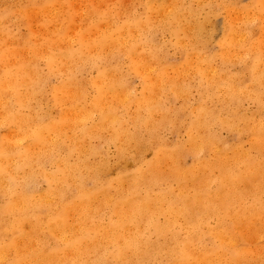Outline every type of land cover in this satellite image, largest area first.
Listing matches in <instances>:
<instances>
[{"label":"bare ground","instance_id":"bare-ground-1","mask_svg":"<svg viewBox=\"0 0 264 264\" xmlns=\"http://www.w3.org/2000/svg\"><path fill=\"white\" fill-rule=\"evenodd\" d=\"M124 2L0 0V264H264V48L240 75L200 51L219 25L217 56L244 47L253 36L237 25L264 20L250 11L264 0ZM158 33L196 56L200 99L224 92L227 116L207 102L191 112L188 168L156 133L163 94L189 92L186 72L159 67ZM237 121L248 147L225 148L211 125Z\"/></svg>","mask_w":264,"mask_h":264},{"label":"rangeland","instance_id":"rangeland-1","mask_svg":"<svg viewBox=\"0 0 264 264\" xmlns=\"http://www.w3.org/2000/svg\"><path fill=\"white\" fill-rule=\"evenodd\" d=\"M124 1H126V3L128 4V2H133L135 0H120V4L123 5V3H125ZM166 1H169V0H166ZM221 1L222 0H216V3H221ZM252 2L253 0H240L241 6L245 7V9H247L248 5ZM127 4H124V5H127ZM137 7H139L140 10L142 9L141 5H137ZM259 9H261L260 11L264 13V2L263 3L259 2L258 6L256 8H250V11H253V10L258 11ZM226 14H227L226 11H222V9H220L219 14L216 16L218 25L222 24ZM255 22L256 23L250 25L249 27H243V26L237 25L238 29H240L242 32L244 31V34L247 38L249 36L248 34V31H249L252 34L253 39L245 40L244 42L245 46L244 47L239 46V50L238 49L234 50L235 52H232V53H235V54L231 55L230 58H225L223 60L221 56L216 55L217 53L221 51V48L219 45V43L223 39V28L221 25L218 26L217 30H215L213 40L210 43H208V45L205 48L203 47L200 48L202 55L205 57L207 56L212 57V63H214L213 67H215L218 70L226 71L234 75H240L242 73L247 72V67L250 65L252 57L258 54L257 48L258 47L264 48L263 46L264 44V28H263L264 20L257 17ZM19 29L24 33L27 31V28L25 25L19 27ZM245 32H247V34ZM157 37L159 39L160 46L162 47V49L165 50L164 53L162 54L163 55L166 54V56L160 61L159 67L161 68L166 67L168 72H170L168 73L169 76H175L177 72H180V73L186 72V74L183 77L180 76L179 79L180 81L183 82L184 85L187 86V89L189 90V92L186 94H180L176 96H173V94L170 92H165L163 94L162 99L164 101V104H163L164 110L158 113H155V120L158 124L156 133L159 134L160 138L166 141L167 148L174 150V151L181 149L182 155L179 156V161L182 164L183 168H188L191 165H193V159H194L192 157V153L189 148L190 146L187 143L188 131L186 128L189 122L195 118V115H194L195 113H191V112L200 103L207 102V105L211 106L215 110L221 109V112L223 113V117L227 116V108L226 109L224 108L223 105L225 104L222 102V97L224 95V92L219 91L220 100L217 98L211 101L210 100L205 101L203 99H200V86H199L198 78L195 75V70H194L196 64L198 63V60H196V56L194 55L186 56L185 52L177 45L176 39L171 37L168 34L161 35L160 33H158ZM238 38L241 39L240 36H238ZM242 41L244 40H240V42ZM248 50H251L252 55L247 53ZM244 53L246 55L248 54V56H246ZM186 58L189 60V64L187 67H185ZM263 59H264V56H263ZM176 69H177V72L175 73ZM124 70H128V66L126 64H125ZM184 70H187V71H184ZM134 75H135L134 73L130 75L132 78V84L137 87V92H140L142 88L140 80ZM87 76L88 78L90 77L97 78L99 76L97 69L90 71ZM261 96L264 98V90L261 92ZM243 108L246 111H248V113H254L259 108V104L252 99H244ZM163 112H165L166 114H164ZM160 124L163 126L160 127ZM235 124L237 127L235 126L234 128H229L227 126H222L219 124H213L211 125V127L216 132V134L219 132L217 135L224 142L222 145H224L225 148L231 147L232 145L235 144V142H236V145H237V142H241L243 147L247 148L249 144L247 136L243 134V131H240V129L242 128L244 124L242 123V121H237ZM239 138L241 139L238 140ZM94 143L100 144L98 139H96ZM181 144L182 146H180ZM107 150H108L109 156L112 159V162L114 163L115 161L114 158H116L115 147L109 146L107 147ZM157 153L158 152L155 149H149V151H147L144 156V162H150V161L155 160ZM200 155L202 156V158L209 157L208 152L201 153ZM126 168L127 170H131L133 167L132 165H127ZM114 169L115 170L111 172L110 176H114L116 174L118 167ZM161 169H162V173L166 176H170L173 173H175V172H171L170 166L168 164L165 165V163L162 164ZM218 173L219 171L217 170L214 173H212L211 176L213 177L217 175ZM171 183H173L174 186L176 187L177 184L175 180H173L172 178H171Z\"/></svg>","mask_w":264,"mask_h":264}]
</instances>
